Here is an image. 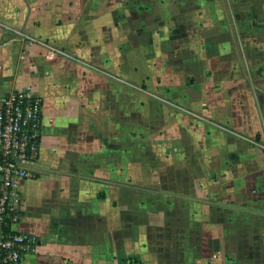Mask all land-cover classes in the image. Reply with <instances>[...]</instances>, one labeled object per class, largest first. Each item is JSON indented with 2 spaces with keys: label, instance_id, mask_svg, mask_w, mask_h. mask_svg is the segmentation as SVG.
Wrapping results in <instances>:
<instances>
[{
  "label": "crops",
  "instance_id": "1",
  "mask_svg": "<svg viewBox=\"0 0 264 264\" xmlns=\"http://www.w3.org/2000/svg\"><path fill=\"white\" fill-rule=\"evenodd\" d=\"M26 88L19 264H264V0H0Z\"/></svg>",
  "mask_w": 264,
  "mask_h": 264
},
{
  "label": "built area",
  "instance_id": "2",
  "mask_svg": "<svg viewBox=\"0 0 264 264\" xmlns=\"http://www.w3.org/2000/svg\"><path fill=\"white\" fill-rule=\"evenodd\" d=\"M42 99L32 88L0 95V261L19 264L37 238L16 230L21 183L34 177L42 136ZM264 152V138L249 139Z\"/></svg>",
  "mask_w": 264,
  "mask_h": 264
}]
</instances>
